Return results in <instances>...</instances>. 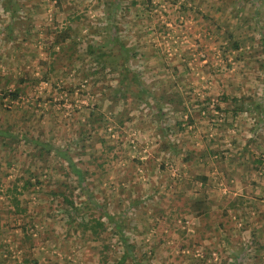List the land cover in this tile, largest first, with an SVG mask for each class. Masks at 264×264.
Masks as SVG:
<instances>
[{"label": "rangeland", "instance_id": "obj_1", "mask_svg": "<svg viewBox=\"0 0 264 264\" xmlns=\"http://www.w3.org/2000/svg\"><path fill=\"white\" fill-rule=\"evenodd\" d=\"M228 32L245 40L238 50ZM113 36L130 48L127 84L118 85ZM101 50L112 57L106 67L95 60ZM140 86L180 93L186 110L138 102ZM236 103L243 110L232 114ZM0 130V264L118 259V242L102 244L112 223L101 238L82 233L59 190L85 202V217L112 214L143 264H264V234L249 230L264 202L248 208L247 187L232 184L225 163L236 147L264 151V0H0ZM58 148L86 171L84 189ZM256 164L235 172L256 185ZM25 176L33 184L17 196L22 210L5 211L6 185ZM248 189L264 200L258 184Z\"/></svg>", "mask_w": 264, "mask_h": 264}, {"label": "trees", "instance_id": "obj_2", "mask_svg": "<svg viewBox=\"0 0 264 264\" xmlns=\"http://www.w3.org/2000/svg\"><path fill=\"white\" fill-rule=\"evenodd\" d=\"M261 36V32L259 33ZM68 33H58L57 37L54 39V44H58L61 41H64L68 38ZM227 38H229V43L232 49L234 50H238V48L240 47V44L244 43L245 40L240 38V37H234L233 34L231 32H228V35L226 36ZM109 42L111 43H116L117 44V56L119 61L115 64V66L118 68V72L120 74V78L118 79V85L123 84L125 82V84L128 83V81H125L126 79V69L124 66H126V62L128 61V55H129V51L130 48L125 47L123 45V43L121 42H117L116 38H114V36L111 38V40H109ZM108 44V43H105ZM94 49L92 47V44H88L86 46V52L89 54L91 52H93ZM109 54L107 53V51L101 50L99 52L96 53L95 56V60L99 61V63L101 64V67H106L107 66V61H111L110 56H108ZM129 82L132 83H138V81L135 80V77L133 74L130 75L129 77ZM118 89V86L116 87V91ZM128 89V87L126 86L124 88L123 91H121L120 93V97H124L125 96V92ZM17 92H18V87L14 88L12 91H8V94H10L11 97H16L17 96ZM137 93L140 94L142 93L141 96V100L138 99V102H146L147 99H150L152 101H163L166 100L165 103H169L172 105V110H177L178 108H182V110H186V105L183 104V98L180 95V93L172 90V89H161L159 91V93L155 96L153 93H147L146 89L144 87H138L137 88ZM236 97L240 98L239 96H230L228 97L227 95H224L223 98L224 99H228L230 101L235 100ZM237 105H234L231 109L232 114H235L237 111H242V107H240V105H238L239 103H236ZM162 105H158V107H156L157 111H160L161 114V107ZM0 132H2L0 130ZM13 136H16L13 135ZM33 142L35 143H39V147L43 148V150H45L46 152L50 149L49 143H46L45 141H38L37 138L32 139ZM57 154H60L62 156H64V158H66L67 160V164L71 170L72 173L75 174L76 179H77V184L79 186V189H84L85 185L83 184V179L85 176L86 171L76 167L75 164L73 163V161L68 157V155L65 152V149L62 148H58L56 149ZM212 153V151H211ZM210 153V154H211ZM32 172H28V176L31 175ZM30 177V176H29ZM199 178H201V181H203V179H205L206 177L204 175H199ZM33 180L35 183H40L39 179L35 176L33 177ZM33 182L30 181V179L28 177H22V183L20 185H18L15 182H12L11 184L6 185V192L9 193V198L11 199L12 202V206L13 208H7L5 209V211H12L14 214L21 211L22 209L19 207L18 205V197L17 196H21L22 195V189H26L29 185H32ZM55 194V191L53 192ZM57 193L59 195H61V202L64 203L62 209L65 211V216L69 217V218H73L76 217V225L77 228H79V230L83 233L85 231L89 232V235L91 238L93 237H98L101 238V232L106 230L107 227L105 226V220H107L108 222L112 223V226L115 227V230L113 231H109V235L107 236V240L106 241H102L103 247L105 246L106 248V244H108V242L111 241V239L113 238L114 242H118L119 244V255H118V259L114 260L113 262H111V264H125L127 261H130L132 264H143L140 260V258H136L135 257V253L133 251V243H131L130 241L127 240V237L125 236V232L123 230V226L120 225L119 221H116L113 219L112 214L106 213V212H102L101 214H99L98 216H94L91 215L92 213H90V211H88V214H90V216L85 217L84 215L81 214L82 208L87 210V207L85 206V202H79L78 204L76 202H74L73 196L70 192L65 193L64 191H57ZM197 208V207H196ZM78 216V217H77ZM32 222H28V226H31ZM26 226V227H28ZM23 230V235L26 239V241L31 244V235L29 232H27V228L22 227ZM5 245L4 242H0V246ZM6 253L9 254V250L8 248H5ZM142 254H145V251H142ZM22 260L28 261L30 260L27 257H23Z\"/></svg>", "mask_w": 264, "mask_h": 264}, {"label": "crops", "instance_id": "obj_3", "mask_svg": "<svg viewBox=\"0 0 264 264\" xmlns=\"http://www.w3.org/2000/svg\"><path fill=\"white\" fill-rule=\"evenodd\" d=\"M227 154H229V152ZM230 154H232V155L229 156V159L226 158L225 163L228 164L230 162L231 163L230 166H232V168L234 167L233 168L234 170L232 172V178H233V181H232L233 183L232 184H234L235 186H238V185H240L242 187L246 186L247 187V192H248V190H249L248 188L250 186H257V184H258V189L260 191L263 190L262 192H264V174L257 175V177L259 178L258 179L259 183L255 182L256 185L255 184L252 185V184L249 183V181H247L249 179V178H246L247 174H245V172L247 173V171H245V170L244 171H239V173L235 172V170H237L238 167L242 170V167L247 162H250V164L254 163L255 165H257L256 163H261L263 161L261 156L258 155V156L255 157L256 159L253 158L251 153L248 152V150L245 147H236V149L233 148L232 149V153H230ZM227 156L228 155H225V157H227ZM232 157H234V158H232ZM228 172H230V169H229ZM241 172H242V174H241ZM238 175L241 176V180L242 181L238 182V177H239ZM247 192L245 191L246 194H243V197H242L244 199V203H246V206L248 208L252 209V210L256 209L257 207H260L261 203L264 202V200L261 198L262 193L257 191L258 194H257V197H255V196H253V194L252 195H248ZM262 208H264V207H262ZM252 213H253V211H252ZM261 216H262V218H261L260 222L259 221H253L252 223H250L251 225L249 227V230L252 231L251 233L255 234L256 232H258V233H263L264 234V213H261Z\"/></svg>", "mask_w": 264, "mask_h": 264}, {"label": "built area", "instance_id": "obj_4", "mask_svg": "<svg viewBox=\"0 0 264 264\" xmlns=\"http://www.w3.org/2000/svg\"><path fill=\"white\" fill-rule=\"evenodd\" d=\"M261 158L263 159L264 161V151L260 154Z\"/></svg>", "mask_w": 264, "mask_h": 264}]
</instances>
